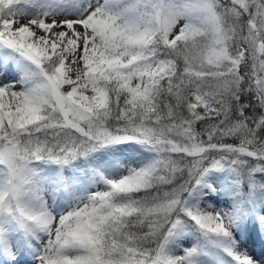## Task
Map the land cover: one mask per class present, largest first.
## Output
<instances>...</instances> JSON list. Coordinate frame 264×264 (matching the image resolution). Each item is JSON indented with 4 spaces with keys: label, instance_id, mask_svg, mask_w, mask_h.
<instances>
[{
    "label": "snow or ice",
    "instance_id": "obj_1",
    "mask_svg": "<svg viewBox=\"0 0 264 264\" xmlns=\"http://www.w3.org/2000/svg\"><path fill=\"white\" fill-rule=\"evenodd\" d=\"M0 264H264V0H0Z\"/></svg>",
    "mask_w": 264,
    "mask_h": 264
}]
</instances>
